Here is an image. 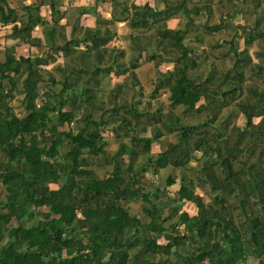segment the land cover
<instances>
[{
  "label": "trees",
  "instance_id": "16d2710c",
  "mask_svg": "<svg viewBox=\"0 0 264 264\" xmlns=\"http://www.w3.org/2000/svg\"><path fill=\"white\" fill-rule=\"evenodd\" d=\"M175 1L177 6L167 1L161 9L124 1L117 14L113 12L109 19L102 21L106 24L110 19L126 20L133 29L153 26L157 34L170 39L176 50L169 60L172 67L155 78L150 90V95H154L160 88L167 89L169 109L166 114L163 116L158 105L153 111H137L125 101L123 94L120 96L122 110L117 112L116 86L109 108L113 116L95 119L90 112H83L81 126L72 130L69 124L74 119V109L83 107V103L91 99L86 89L95 86L100 71L108 73L112 65H116L115 72L127 71L133 83H138L132 69L138 65L139 53L136 52L127 66L120 67L115 59V48L104 47L115 32L106 25L103 29L84 28V35L90 40L85 46L90 53L82 59L86 61L85 57L89 56L91 60L86 62L97 65L91 71L93 77H83L79 93L73 91L70 95L66 91L76 82L70 78L63 80L55 95L51 90L49 93L41 91L40 109L29 108L25 114L17 115L11 104L16 80L20 81L24 94L34 92L38 82L44 80L40 64L54 58L50 53L42 58L13 55V46L25 38L29 45H40V39L30 32L43 18L38 13L39 4L26 5L25 11L19 13L8 0H0V23H11L13 39L9 47L5 46V58L0 60V186L3 188L0 264H239L248 256L264 264V89L247 82L248 93L240 97L243 80L245 83L247 80L264 81V68L252 60L244 47L241 53L233 50L232 58L236 57L230 70L209 71L198 83L197 77L190 73L198 63L196 51L183 40L195 27L192 14L200 13V8L210 14L212 8L209 0L190 4L188 0ZM174 7L181 9L185 21L182 27L169 28L165 20L175 13L177 8ZM55 12L59 10L55 8ZM60 15L59 12L58 17ZM51 19L53 23L57 20ZM257 21L249 26L239 25L245 46L256 36L264 35V25L260 31L255 30ZM225 23L222 18L212 24L204 22L203 26L207 33H212ZM247 27L250 28L247 30ZM43 33L53 52L60 51L63 56L70 53L72 39L57 46L54 25L44 26ZM131 37L134 38V34ZM210 45L224 48L225 43L216 39ZM118 53L121 55L122 51ZM219 54L224 57L228 50H219ZM154 57L150 53L145 59ZM103 58H109V62L102 61ZM49 82L54 84V79L50 78ZM224 83L231 86L220 88ZM51 95H54L53 100H50ZM228 98L242 111L244 126L240 129L232 125L231 131L225 133L231 113L226 111L225 115H220V111ZM178 106L184 114L203 113L202 124L211 130L202 132L197 124L179 122L180 117L173 110ZM49 112L56 113L55 123L50 124ZM63 123L68 127L58 128ZM105 123L113 125L110 130L114 136L120 137L119 129L129 133L130 144L120 140L109 153L101 132ZM147 126L150 127L148 135L143 134ZM171 131H176L177 141L165 142V147L152 159L153 166L184 167L193 150L204 145L195 169L196 183L208 189L207 201L196 192V183L193 186L179 182L171 203L166 206L156 204L151 197L152 190L144 188L141 179L145 172L136 169V157L147 152L161 134ZM36 133L47 140L45 146L35 144ZM86 153H102L105 163L102 168L108 165L110 169L100 174L87 163ZM49 181L56 186L51 187ZM174 181L168 172L165 185ZM137 198L140 199V216L126 206L127 201ZM177 201L191 202L194 212L181 208ZM29 206L45 207L58 217L61 226L48 227L46 216L29 225L22 224L19 219L29 214ZM11 218L16 220L13 225L8 224ZM73 221L75 226H72ZM158 237L163 241H158ZM20 243H24V247H19ZM103 252H106L105 258Z\"/></svg>",
  "mask_w": 264,
  "mask_h": 264
},
{
  "label": "rangeland",
  "instance_id": "374dc122",
  "mask_svg": "<svg viewBox=\"0 0 264 264\" xmlns=\"http://www.w3.org/2000/svg\"><path fill=\"white\" fill-rule=\"evenodd\" d=\"M48 0H44L43 2H47ZM101 1V0H100ZM120 5L117 6V4H114L113 0H107L103 6V3H99L101 8H105L106 10H110L112 14L113 12L117 14L119 12V7H121V3L124 0H116ZM127 1H133V0H127ZM126 1V2H127ZM169 1V3H172L170 5L177 6L175 0H136V4L139 7H143L144 5H151L156 8H164L165 3ZM199 2L201 3L202 0H188V4L193 2ZM244 2L243 0H238L237 2ZM15 2V1H14ZM129 4V3H128ZM209 7L212 8L211 14H206V11L204 8H200V13H197L196 15H193V21L195 23V27L186 34V37L184 38V42L188 45H190L195 51V58L197 59V65H195L192 69H190V73L192 76L197 77L198 83L202 82L204 80V76H206L209 71H222V70H230L233 67V60L234 56L232 58V53L234 50V53H241L243 51V48L246 47L247 52L251 56L252 60L254 62H259L262 68H264V35L262 36H256L253 42L246 45L243 43L242 40V34L240 33L241 27L239 25L245 24V10H243L241 6V10L239 11L238 8H229V10L226 7L225 0L219 1L215 0L213 2H209ZM96 5V4H95ZM94 5V6H95ZM98 5V6H99ZM86 6H82L81 9H84ZM245 7V6H244ZM100 8V10H102ZM115 8V9H114ZM177 8V7H174ZM78 12L80 10L76 9ZM100 10H97L96 8L93 10V18H92V24L89 25L92 30L94 28H100L103 29L105 27V24H102V21L106 19V16L109 19L110 17L105 14L104 12H100ZM105 10V11H106ZM180 8H177L175 10L174 14H170L168 17V22H166V26L169 28H178L182 27L183 23L185 21V15L182 11H180ZM228 10V13L231 15H226V12ZM86 11V9H84ZM264 12V11H263ZM225 15V16H224ZM261 15V14H260ZM64 16V14L61 13V15L58 17V13L55 12V9L49 10V17L41 16L43 19L41 20V24L44 23V25L37 26L32 32H30L32 35H42L43 36V27L46 25H55L52 22V19H57L56 23L59 25V20ZM228 16H230V19H227ZM227 19V21L230 22L229 25L224 26L218 30L213 31L212 33H207L206 29L203 26V23L212 24L213 22H218L219 19ZM248 18H251V16H248ZM110 23L116 24L117 20L110 19ZM218 20V21H217ZM247 21V20H246ZM251 21V20H250ZM95 22V23H94ZM260 23H258L257 27L255 28L256 31H260V27L264 25V13L260 16ZM227 23V22H226ZM249 23V22H248ZM247 23V26H249ZM117 24H120L118 27H116L115 33H117L116 36H113L106 44L105 48H111L114 47L116 49H113L117 55L119 54L118 51H122V54L117 56L115 54V59L117 62V65L120 64V67L127 66L129 62L133 59V57L136 55V52L139 53L138 57V65L135 66L132 70L135 74V77L138 81V83H133L132 79L130 78V75L128 72L124 73H117L115 72L116 65H112L111 71L108 73L100 71L96 77L97 82L94 84V87H91L87 91V95L91 98L88 99L87 102L83 103V107H79L77 109H74V119L69 124V127L72 130H76L81 126L82 124V113L83 112H90L92 117L95 119H107L109 115L111 114V111L109 110L111 106V101L113 100L111 93L113 91V88L117 86L118 92L117 97L114 98L115 106H117L118 111L121 112V101L120 96L123 94L125 96V101L128 102L130 106L135 107V110L137 111H153L156 107V105L161 107V111L164 114L169 109L168 106V91L165 88H160L154 95H150V90L154 85L155 78L161 74L162 72H165L166 70L171 69L172 62L171 60L172 56L176 53V50L172 48V43L170 42V39L168 37H161L157 32L153 29V26L150 28H137V29H131L128 26L127 21L123 22H117ZM239 24V25H236ZM250 24V23H249ZM117 26V25H115ZM7 28V29H6ZM6 28L0 27V56H4V50L6 47H9L13 43V41H7V39H11L10 37V29L9 26ZM42 28V30H41ZM250 27H247L248 30ZM58 29V28H57ZM81 30L76 31L77 35H80ZM91 34V32H88V35ZM131 34H134V38L131 37ZM7 38V39H6ZM87 39H84L85 41H82L77 44V39H73L71 41V50L70 53L66 56H63V54L60 51L53 52V50L48 46V48H39L34 47L32 50L31 47L28 46H16L14 45L13 49V55L18 56L19 54H27V47H28V54L32 57H38L42 58L43 56H46L48 53H50L54 61L50 63V59L46 63H41L40 67L43 68L42 75L43 79L42 81L38 82L36 90L34 92H27L24 94L22 91V87L19 80H16L15 89L13 90V97L11 99V104L13 106V110L17 115H23L26 113V111L30 109H40L42 107V93L47 92L49 93L50 90L54 92H57L61 86L63 80L67 81L70 79L75 80L76 84L73 88L70 86L68 87L66 93L67 95H70L73 91L75 93H79L80 89L82 88V80L85 76H92V70L95 68V66H91L86 61H90L91 57L87 56L85 57L84 61L82 59L83 56H85L87 53H90V50L87 51V46L84 45V43H87ZM216 39H222V42L225 43V45L222 47H210L213 42H215ZM13 40V39H12ZM12 42V43H11ZM7 43V45H6ZM3 46V47H2ZM6 46V47H5ZM70 47V45H68ZM30 49V50H29ZM48 49L49 51L46 52L45 50ZM106 50V55H108V50ZM219 50H228V55L221 56L219 54ZM84 53H81V52ZM79 53H81L79 55ZM153 54L155 57L154 59H145V57L148 54ZM40 55V56H34V55ZM45 54V55H44ZM241 55V54H240ZM110 58V57H109ZM108 59H104L102 61L109 62ZM106 62V63H108ZM103 63V62H102ZM59 66L60 68H58ZM63 67V70H62ZM244 71L247 73L248 70H245V65H243ZM65 70V71H64ZM264 70V69H263ZM66 75V76H64ZM93 77V76H92ZM50 78L54 79V84L50 83ZM93 82H95L93 79H91ZM247 82H252L251 84L256 85L258 89H264V81L258 80V81H249L247 80L245 83V79L243 80L242 84V91H241V98L245 97V94H247V90L245 89V84ZM98 83V85H97ZM7 86V85H6ZM98 86V87H97ZM231 84L224 83L219 85L220 88L226 89L229 88ZM215 87V86H213ZM41 91H43L41 93ZM61 95L64 94V92L60 93ZM50 96V100H53V96ZM94 98V99H92ZM110 100V101H109ZM30 108V109H29ZM67 108V107H66ZM90 109V110H89ZM174 112L180 117L179 122L183 123H194L199 126L201 129L200 131H205L208 129L211 130L210 127L205 126L202 124V121L205 119V116L203 113L197 114V113H183L180 106L173 108ZM181 110V111H178ZM226 111H229L231 114L228 117V123L224 127L225 133L231 131V126H237L240 129H243V121L244 116L242 114V111L238 109L236 104L234 103V100L227 99V104L223 106V108L220 111V115H225ZM115 115V114H114ZM49 116L51 117V122L55 123L57 120L56 113L55 112H49ZM258 117H254V121L256 122ZM114 125L116 124L113 123ZM103 128L101 129L103 138L106 139V145L105 148L110 153L114 151L117 147L118 142L121 140L125 142L126 144H130L129 140V133L125 134L121 131V129L118 130V134H120V137L117 135H113L112 130H110L111 126H113L110 123L102 124ZM68 125L66 123H63L61 125H58V128L60 129H66ZM135 127V126H134ZM137 132H139V129L135 127ZM131 131V130H130ZM129 132V131H128ZM143 134H150V127L147 126L146 130L143 132ZM178 135L176 131L171 132H164L161 134L158 140H155L151 143V147L147 152L140 153L136 157V169L139 171H144L143 178L141 179L144 185V188L151 189V197L156 202V204L166 206L171 203L172 197H174L176 193V189L178 186V183L181 181H184L188 184H194L197 180L198 173L196 172V167L200 163V159L198 160L200 155V150L203 149L205 146L201 145L198 149L193 150L192 157L188 161V164L184 167L182 166H171L170 164H167L163 167H154L152 164V159L154 156H156L157 152L160 151L162 148L165 147L166 141H177ZM33 141H35V144L38 147L45 146L47 144V140L41 138V136L36 133V135L33 137ZM61 150V149H60ZM86 159L87 163L93 167L96 171H98L100 174H103L106 170L110 169V166L105 165L104 166V156L102 153H98L97 155L87 154L86 153ZM264 166V163H263ZM171 174L174 178V182L170 185H165V178L167 173ZM48 184L51 187H55L56 183L49 181ZM196 187L194 186L196 192H198L202 199L204 201H207L209 198V192L206 188V185H199V183H196ZM158 188L156 191L155 188ZM211 192V191H210ZM0 196H3V188L0 186ZM232 196L231 194L229 195ZM233 198V197H231ZM128 204H126L129 211H131L134 214L141 215L140 213V199H133L131 201H127ZM180 203L179 201H177ZM181 208L187 210L189 213L194 212V205L191 204V202H184L183 204L180 203ZM29 214H23V216L19 219V221L24 225H29L37 220V218L46 216L48 219V227H58L61 226L60 220L58 217L51 212H49L45 207L43 208H37V207H28ZM46 212V213H45ZM26 213V212H25ZM42 213H44L42 215ZM48 213V214H47ZM16 223V220L14 218H11L8 222V224L13 225ZM76 222L73 221L72 226H75ZM123 236V234H122ZM158 241H163L162 237L157 238ZM19 247H24V243H20ZM72 250V249H71ZM131 250L129 249L128 252ZM66 251L63 252L65 254ZM103 257L105 258L106 252L102 253ZM171 260L174 258L173 254L169 257ZM239 264H258V260L256 258H253L251 256L246 257L245 259L241 260Z\"/></svg>",
  "mask_w": 264,
  "mask_h": 264
},
{
  "label": "crops",
  "instance_id": "0c3cea01",
  "mask_svg": "<svg viewBox=\"0 0 264 264\" xmlns=\"http://www.w3.org/2000/svg\"><path fill=\"white\" fill-rule=\"evenodd\" d=\"M8 1L13 7H15L17 9V11L19 13H21L22 11H25L23 8L26 5L31 7L33 5L39 4V12L38 13L41 16L49 17V10L55 9V8L58 9L60 13L64 14V16L58 21L59 25L56 22L54 23L55 24L54 25L55 26V33H56V37H57V43L56 44L58 46V45H64V42L66 40H70V39H72V40L77 39V44L80 43L81 40L85 41L84 39H86L87 36L84 35V28H86L92 24V18H93V14H94L93 10L95 8L97 10H100V8H101V6L99 5L100 2L103 3V6H106V4L104 5V3L107 0H101V1L100 0H48L47 2H43L44 0H40V1L39 0H8ZM113 1H114V4H117V5L120 4L116 0H113ZM124 1H127V0H124ZM133 1L136 3V0H133ZM213 1H215V0H209V2H213ZM237 1L238 0H225L226 7L228 10H229V8H232V9L238 8L240 11L241 6H242L243 10H245V18H246L245 19V26H247L248 22L250 24H252V23L255 24V22L257 21L258 18L260 21V16L262 15V13H264L263 12L264 11V0H259V2L256 3L255 5L253 2L256 0H243V1H245V3L244 2L240 3V1L239 2H237ZM129 2L130 1H127L126 3L128 4ZM202 2L205 3V0H202ZM82 6H86L84 8V9H86V11H84V9H81ZM149 6L154 7L151 5H149ZM52 7H54V8H52ZM77 8L80 10V12H78L76 10ZM105 10L106 9L103 8L102 10H100V12H102V13L104 12L105 14H103V15H108L110 17L111 11L110 10L105 11ZM228 10L226 12V15H231V13L230 14L228 13ZM211 13H212V11H211ZM248 16H251V18H248ZM106 18H108V17L106 16ZM227 19H230V16H228ZM227 19H225V22H227V23H225V26L229 25L230 24L229 21H231V20L227 21ZM120 21L123 22L125 20H117L118 23ZM259 21H257V22L260 23ZM16 22H18V20ZM117 22L115 24L117 26H115L114 23L113 24L112 23H106L105 25L110 30L116 31V27H118L120 25V24H117ZM166 22H168V17L165 20V23ZM213 23H215V22H213ZM10 25H11V23H3V24L0 23V27H2V28H6L9 26V29H10ZM39 25H44V24H41V22H37L32 27L31 32H32V30H34ZM236 25H239V24H236ZM131 29H133V28H131ZM41 30H42V28H41ZM78 30H81L80 35L76 34V31H78ZM60 33H61V35H60ZM116 35H117V33H115L114 36H116ZM31 36H35V37H38L40 39V45H37V47L48 48L49 42L47 41L46 35H44V33H43V36L42 35H32V34H31ZM7 41H13V40L11 38V39H7ZM86 41H87V43H89L90 40L87 39ZM220 41H222V39H220ZM85 44L86 43H84V45ZM6 45H7V43H6ZM19 45H21V46L26 45L28 47H31L32 50L34 49V47H36L35 45H29L26 38L23 39L22 42H19L18 44H16V46H19ZM28 47H27V54H28ZM104 47H105V45H104ZM13 49H14V47H13ZM45 51L48 52L49 50L46 49ZM21 55H25V54L22 53ZM34 56H40V55L36 54ZM4 58H5V56H3V57L0 56V60H3ZM52 61H54V60H52ZM52 61H50V63Z\"/></svg>",
  "mask_w": 264,
  "mask_h": 264
}]
</instances>
